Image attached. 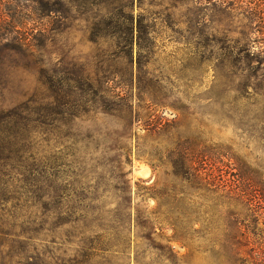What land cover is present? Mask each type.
<instances>
[{"label": "rangeland", "instance_id": "obj_1", "mask_svg": "<svg viewBox=\"0 0 264 264\" xmlns=\"http://www.w3.org/2000/svg\"><path fill=\"white\" fill-rule=\"evenodd\" d=\"M0 12V264H249L264 0Z\"/></svg>", "mask_w": 264, "mask_h": 264}, {"label": "trees", "instance_id": "obj_2", "mask_svg": "<svg viewBox=\"0 0 264 264\" xmlns=\"http://www.w3.org/2000/svg\"><path fill=\"white\" fill-rule=\"evenodd\" d=\"M6 20L7 16L3 15L1 22ZM250 196L249 211L252 213V221L249 227V264H264V196Z\"/></svg>", "mask_w": 264, "mask_h": 264}]
</instances>
